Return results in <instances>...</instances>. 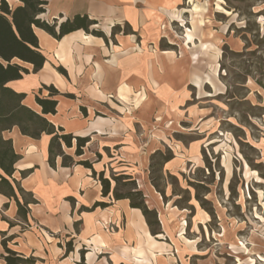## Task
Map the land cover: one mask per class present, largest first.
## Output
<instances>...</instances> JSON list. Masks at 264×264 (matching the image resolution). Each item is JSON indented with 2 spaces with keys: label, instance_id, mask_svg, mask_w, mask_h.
<instances>
[{
  "label": "rangeland",
  "instance_id": "rangeland-1",
  "mask_svg": "<svg viewBox=\"0 0 264 264\" xmlns=\"http://www.w3.org/2000/svg\"><path fill=\"white\" fill-rule=\"evenodd\" d=\"M171 2L162 39L148 45L159 56L153 90L137 92L126 109L112 105L120 114L104 110L132 122L134 141L110 151L122 154L118 160L105 154L103 174L119 176L131 167L133 182L120 178L116 189L140 192L133 201L155 214L156 230L165 229L162 264H264V0ZM98 145L90 146L92 163L101 159ZM169 157L174 160L165 165ZM34 235L51 237L38 229ZM147 240L155 259L156 243ZM87 248L68 237L37 253L42 260L29 252L25 258L130 264L88 256ZM135 262L148 264L141 249Z\"/></svg>",
  "mask_w": 264,
  "mask_h": 264
},
{
  "label": "crops",
  "instance_id": "crops-1",
  "mask_svg": "<svg viewBox=\"0 0 264 264\" xmlns=\"http://www.w3.org/2000/svg\"><path fill=\"white\" fill-rule=\"evenodd\" d=\"M6 1L10 8L20 5L18 0ZM46 1L43 20L59 23L76 15H86L97 23L90 30L103 32L106 41L81 30L56 40L34 29L45 63L37 73L25 64L29 73L10 82L8 87L24 94L22 104L40 114L36 98H49L42 87L52 86L59 93L52 98L57 105L55 113L44 118L56 129H62L63 134L89 138L83 155L74 157L75 162H90L93 155L90 146L94 142L99 144L97 153L101 159L90 162L92 169H87L80 165L62 167L57 158L55 168H51L47 163L49 136L42 134L34 140L21 135L17 128L3 133V138L11 140L14 153L19 156L15 171L7 180L15 190L14 182L31 194L34 204L28 206L27 220L23 221L17 216L14 200L0 194V250H3L2 241L7 240L8 249L23 257L29 252L35 258L34 254L44 251L52 241L69 237L87 245L88 256L96 252L107 256L110 263L120 257L124 263L136 264L135 252L141 249L148 264H162L165 258L160 256V250L167 246L164 242L168 238L165 229L161 230L162 234L152 236L141 212L131 208L128 200L116 201L111 194L102 196L97 175L104 173L103 162L109 159L106 153L117 147L121 151L134 141L130 132L132 122L121 123L104 110L114 111L115 103L118 108L131 107L129 103L137 92L145 94L153 90V83L159 77L154 71L159 56L148 45L162 39L160 25L172 10L167 4L170 0ZM171 1L172 5L178 3ZM160 143H164L162 138ZM62 149L66 155L73 156L74 148L63 146ZM119 152H110V157L118 160L119 155L122 157ZM130 168L127 165L121 175L131 176ZM21 172L26 174L21 176ZM96 203L106 207H94ZM37 229L51 237H36ZM150 236L156 243L152 249L155 259L148 251ZM30 237L34 239L32 244L28 243ZM36 259L43 258L37 255Z\"/></svg>",
  "mask_w": 264,
  "mask_h": 264
},
{
  "label": "trees",
  "instance_id": "trees-1",
  "mask_svg": "<svg viewBox=\"0 0 264 264\" xmlns=\"http://www.w3.org/2000/svg\"><path fill=\"white\" fill-rule=\"evenodd\" d=\"M20 5L10 8L6 0H0V194L13 199L17 207V216L23 221L27 220L29 212L28 206L34 204L31 194L26 193L15 182L16 190L13 188L7 178H11L14 173V165L19 160V156L14 153L11 140L4 139L3 133L17 128L21 135L37 140L42 134L50 137L48 144L47 163L51 168H55L56 159L60 158L61 166L70 168L74 165H80L87 169H92L89 161L81 160L75 162L74 157L83 155V150L89 142L88 137H74L70 134H63V130L56 129L45 118V115L54 114L57 102L53 97L59 93L52 87L43 86L42 89L48 92L46 99L36 98V103L40 107V114L25 107L22 102L24 94L13 91L8 84L22 79L29 72L24 65H31L32 72L37 73L45 63V57L41 53L38 40L34 34V29H40L56 40H60L65 35L83 31L94 37H106L100 30H90L97 23L89 20L86 15H76L63 22L53 21L49 23L41 18L45 13L47 5L46 0H18ZM58 71L65 75V72L58 68ZM74 148L73 156L66 155L62 147ZM172 158H166L165 163ZM26 172H21L24 176ZM93 175H96L93 173ZM98 180L101 185V194L103 197L112 195L113 199L128 200L130 207L141 212L149 232L152 236L162 234L160 230L155 229L152 217L155 214L147 210L144 203H135L132 199L133 194L140 193L131 191L127 194L117 192V182L120 178L133 182L128 175H113L106 178L103 173H99ZM112 183L114 184L112 188ZM18 195L22 198L19 201ZM174 206L182 208L175 204ZM94 207H106L103 203H96ZM209 215H211L209 213ZM6 241H2L3 251L6 256L1 255L4 264H36L34 258H25L20 254L6 247Z\"/></svg>",
  "mask_w": 264,
  "mask_h": 264
}]
</instances>
